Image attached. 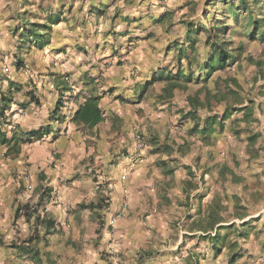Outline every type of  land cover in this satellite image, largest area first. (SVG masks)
<instances>
[{
	"label": "crops",
	"instance_id": "crops-1",
	"mask_svg": "<svg viewBox=\"0 0 264 264\" xmlns=\"http://www.w3.org/2000/svg\"><path fill=\"white\" fill-rule=\"evenodd\" d=\"M174 11L166 9L152 22L162 23L156 19L165 14L173 18ZM129 20L121 13L115 24ZM178 21L171 25L183 24L188 41L185 46L181 40L178 52L186 49L189 57L180 60L178 53L177 71L165 48L153 42L157 31L143 30L147 41L129 53L111 47L88 64L76 55L68 66L76 71L75 90L61 88L63 78L54 75L18 73V63L24 64L20 51L28 52L34 44L19 45L16 35L9 40L11 28L0 27L5 72L0 75V251L5 264H113L103 251L117 246L141 247L149 258H166L156 264H231L236 256L235 264H264V197L253 198L264 192V60L248 57L255 70L246 79L238 58L202 80L209 55L201 56L196 47L198 34L206 30L191 32L202 23L190 18ZM131 29L116 34L130 38L135 35ZM169 32L159 38L166 40ZM190 37L196 41L194 50ZM57 47L50 41L44 48L60 55ZM118 54L123 56L120 65L115 64ZM236 65L238 70H227ZM180 68L192 72V80L181 77L180 85L167 91ZM37 77L50 79L60 90L33 87ZM93 96H101L103 119L93 127L74 122L80 104ZM58 102L60 118L52 113ZM44 111L48 114L41 119ZM206 126L211 127L207 134L202 132ZM136 127L143 131L141 150ZM17 131L23 136L42 131V137L29 136L42 144V151L27 141L20 153L7 154L1 134L10 138ZM25 163H30L28 172ZM125 203L126 211L119 215ZM230 204L237 210L255 209L237 214L236 222L229 220ZM26 205L37 213L30 217ZM19 208L23 211L16 218ZM37 215L54 219L56 229L46 234L45 225L36 224ZM258 222L261 227H251L243 239L256 243H246L237 255L228 250L224 259L231 229L239 235ZM256 256L260 260L251 262Z\"/></svg>",
	"mask_w": 264,
	"mask_h": 264
},
{
	"label": "rangeland",
	"instance_id": "rangeland-1",
	"mask_svg": "<svg viewBox=\"0 0 264 264\" xmlns=\"http://www.w3.org/2000/svg\"><path fill=\"white\" fill-rule=\"evenodd\" d=\"M251 4L255 7L259 16H261V13L264 14V0H259L256 3L255 0H251ZM224 7L222 1H216L215 4L208 5L206 0H0V27L5 25L11 28L9 31V35L11 36L9 40H12L13 35H16V42L21 45L22 43H25L24 41H27V37H22L21 32H25L31 24H35L36 26L38 24H48L46 19L47 16H60L61 21L58 24L52 25L50 34H47L42 27H40V29L38 28L39 30L37 31L40 32V34H43V37L50 35L51 43L53 42L54 46H58L57 48H60L59 51L61 50L62 53L57 55L53 50H46L45 48L40 50L33 45L28 49V52H26L25 49L20 51V54H22L20 59L23 58L24 64L17 69V72L22 73L23 76H29L31 74H35L34 76H36L40 75V73L54 75L56 78H63L60 80V84L64 85L61 88L69 85L73 86L72 89L75 90L74 85L77 86L76 83L78 80L72 75L75 74L76 71L68 66H70L69 63H72L73 59L76 58V55H80L82 59H84L83 62L88 64L92 61L94 56H97V52L101 50V52L108 54L111 52V47H113L112 49L116 53H129L137 48L140 41H147L146 33L142 34L141 32L143 30L157 31L154 33V36L156 35L158 37H156V40L153 42L158 43L157 46H160L159 49L163 48L164 50L165 48L174 62L172 70L174 72L177 71V45L181 43V40H184L186 43L185 46H188V41L186 39L187 33L185 32V26L183 24H176L172 27V21L179 22V19L190 18L193 24L202 23L205 27H208L215 21V18H217L218 15V18H220L219 22L227 21V23L230 24V27L224 35L220 34L217 42L224 44L226 47L228 46L226 43L228 40L233 41L232 47L242 44L241 54H237L239 55V60L243 62V73L241 76L246 79L247 76L251 74L252 70H255V64L250 63L249 58L257 56L264 60V42L260 40H249L248 36L242 33L245 31L242 26H238L236 31L231 32L234 20L230 17L229 19H225L222 10ZM166 9L175 10V16L173 18L167 16L162 23L156 24L152 22L153 16L161 14V12ZM97 10L99 11L97 12ZM217 12L219 13L217 14ZM121 13H124L129 17L130 20L128 24H115L116 16ZM129 26L132 27L131 32L135 35H132L130 38H124L123 36L120 37L121 35L116 34L122 30L127 32ZM166 29L168 32L170 31V36L166 40L159 38L160 36H163L162 32H165ZM197 38L198 44L196 48L200 52V55H209L213 48V43L216 42L215 37L211 34L210 41L207 42L209 33L203 31L198 34ZM121 56L118 54L116 59L119 58L118 61H121ZM8 57L6 56V59H8ZM112 60L115 59L113 58ZM118 61H116L115 64H118ZM1 68L2 67H0V75H5V72L2 71ZM233 68L236 70L239 69L238 65H236L227 70L232 71L234 70ZM19 69L20 71H18ZM195 72L197 74L196 70ZM65 76H69L68 81L64 80ZM49 80L50 79H46V77H39L36 81L33 79L31 85L38 89L60 90L57 89V83ZM191 88L194 90L197 86L192 85ZM46 94V96H49L48 92ZM43 105L50 108L53 106L49 105V103H43ZM53 110V117L55 115V117L60 118L62 113L58 115L57 112H54ZM62 110L65 111V108ZM47 114L48 112L44 111L43 116L40 118L44 119ZM141 132L143 134L142 130ZM26 144H28L29 147L37 146V149L42 151V144L36 143L33 139H30ZM29 165L30 163H25L23 166V169L26 172L29 171L27 168ZM259 188H261V186H259ZM261 196L264 197V192L258 191L253 198L259 199ZM29 200L32 203H35L33 199L30 198ZM229 206V220L236 219V222L240 221L237 219V214H247L249 211L252 213L251 211L255 209L254 206L250 209L240 208L237 210L234 205L232 206V204H230ZM239 226H242L240 222ZM239 226L236 228L241 230L239 229ZM253 226L261 227V224L258 222L256 225L251 224L248 226L247 231L249 233L253 232V229H251ZM230 232L233 233V236H231L232 241L231 243L227 241L224 244V246L227 247L224 253V259L226 255L228 256V250L231 252L237 250L235 251V254L237 255L240 254L246 243H256L253 240L251 242H244L243 238H241L237 232L233 231V229H231ZM154 242L156 243V241ZM161 244L163 243H160L159 245ZM135 248L129 249L127 247L126 250H124L120 246H117L116 248L104 249L103 252L106 259L108 261L111 260L113 264H156L158 260L163 263L166 260L165 257L149 258L148 254H146L141 247H138L139 249ZM158 248L165 249L162 246H158ZM174 248L176 249V246ZM260 258L257 256L252 257L251 262L256 263ZM240 260H243V258H239V263L241 262ZM244 260L248 262V260L250 261V257L247 256V259ZM260 262L264 263V257Z\"/></svg>",
	"mask_w": 264,
	"mask_h": 264
},
{
	"label": "trees",
	"instance_id": "trees-1",
	"mask_svg": "<svg viewBox=\"0 0 264 264\" xmlns=\"http://www.w3.org/2000/svg\"><path fill=\"white\" fill-rule=\"evenodd\" d=\"M222 1L224 3V8H222L225 19L232 18L234 20L233 26L231 29L232 31H236V28L238 26L244 27L245 31L242 32L243 34L248 36V39L251 41L254 40H260L264 42V14L261 13V16H259L256 12L255 7L252 6L251 0H206L207 4H215V2ZM259 0H255V3ZM219 12H217L218 14ZM166 14L163 16H160L158 19H156V22H161L165 19ZM48 24H38L37 26L35 24H31L25 32H22L21 35L27 37V41H24L25 43L30 42L31 44H34L39 49H43L45 46L50 44L51 36L48 35L47 37H43V34H40L37 30L40 29V27L44 28V30L47 32V34H50V31L52 30V25L58 24L61 21L60 16H47ZM220 18H215V21L210 24V26L205 27L203 24L201 26H197L195 29H192L191 32H198L206 30L209 33V38L207 42H209L211 38V34L215 37L216 42L213 43V48L208 56V59L205 63L202 64V68L206 69L205 75L202 78V80L209 79L213 73L219 69L224 68L227 65H231L238 59V54H240V50L242 49V44L236 47H232L233 41L228 40L226 43L228 46L226 47L222 43H218V39L221 35H224L227 32V29H229L230 24L227 23V21L219 22ZM223 23V24H222ZM30 24V23H29ZM39 28V29H38ZM241 33V32H240ZM218 43V44H217ZM196 41L195 39L190 37V47L194 50ZM179 59L181 60L184 57H189L187 54V50L180 48L179 49ZM238 53V54H237ZM118 64H122L121 61H118ZM22 66V62L20 61L18 63V67ZM183 77L185 81L189 82L192 80V72L189 71L187 74L184 72L181 68L178 70L176 74L170 77L171 81L169 85L165 88L168 91V88L174 89L180 85V83L177 81V79H180ZM156 80L155 77H153V80L148 82V85H151ZM196 80L201 81L200 78H196ZM100 99L101 96H93L89 99H87L84 103L80 104L78 109L75 111V114L73 116V121L76 123H84L90 127L95 126L97 123H99L103 119V113L100 108ZM12 100L9 101L11 103ZM61 109L60 102L57 103L54 112H57ZM211 130L210 126H206L202 129V132L207 134ZM2 133V132H1ZM43 132L39 131H32L27 134V136H23L21 132H14L13 135L8 138L5 133H2V143L7 145L9 147L7 154L15 153L18 154L21 151V146L23 143L30 141V135H38L40 137L43 136ZM103 206V205H100ZM105 206V205H104ZM25 209L29 211L28 215L31 217L37 213L38 209L33 208L30 209L28 205L25 206ZM20 211H23L21 208L17 210L16 218L20 216ZM27 212L25 211V214ZM47 218V219H46ZM36 224L39 225H45L46 228V234L51 233V231H54L56 229V222L51 217H48L45 215V217L42 219L40 215L36 216ZM259 218H253V220H257ZM249 221L244 222L243 225L248 224ZM239 235L241 238L246 239L248 237V231L247 228L239 232ZM238 243V242H235ZM237 260L236 257H232L230 263L235 264Z\"/></svg>",
	"mask_w": 264,
	"mask_h": 264
},
{
	"label": "built area",
	"instance_id": "built-area-1",
	"mask_svg": "<svg viewBox=\"0 0 264 264\" xmlns=\"http://www.w3.org/2000/svg\"><path fill=\"white\" fill-rule=\"evenodd\" d=\"M135 137L137 139V146H138L139 150H141L143 148V134H142L141 130L137 127L135 128ZM127 205L128 204H126V203L124 204L119 215H122L126 211ZM0 264H5L1 251H0Z\"/></svg>",
	"mask_w": 264,
	"mask_h": 264
}]
</instances>
